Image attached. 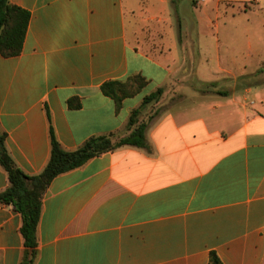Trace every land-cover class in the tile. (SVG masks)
Returning a JSON list of instances; mask_svg holds the SVG:
<instances>
[{"label": "crops", "instance_id": "1", "mask_svg": "<svg viewBox=\"0 0 264 264\" xmlns=\"http://www.w3.org/2000/svg\"><path fill=\"white\" fill-rule=\"evenodd\" d=\"M11 2L31 20L22 53L0 55V132L27 175H40L50 159L51 126L67 151L95 136L130 134L143 101L125 99L117 112L105 83L142 75L170 102L149 124L147 149L124 146L53 180L35 264H209L212 252L223 264H264V117L247 110L251 88L237 96L235 73L221 69L219 80L227 76L233 88L217 91L213 106L206 102L216 97L188 105L183 88L219 80L199 79L194 59L189 77L188 55L206 52L184 46L181 19L179 56L177 44L164 42L173 33L160 25L138 26L130 47L126 0ZM131 53L154 72L131 64ZM73 98L82 108L69 107ZM8 187L0 164V194ZM22 225L21 214L0 203V264H20Z\"/></svg>", "mask_w": 264, "mask_h": 264}, {"label": "rangeland", "instance_id": "2", "mask_svg": "<svg viewBox=\"0 0 264 264\" xmlns=\"http://www.w3.org/2000/svg\"><path fill=\"white\" fill-rule=\"evenodd\" d=\"M163 5L160 0H126L128 41L131 48L138 44L135 29L143 26L165 28L173 33L172 37L165 39L169 45L177 44L179 56L181 46L176 37L180 29L184 32L185 47L194 52L201 48L206 55L189 54L188 74L193 79L195 68L192 63H197L199 79L219 80L223 70L231 68L237 77L236 94L243 96L246 87L251 88L250 94H245L249 104L248 112L251 116L260 114L264 117V0H253L249 4H239L226 0H166ZM196 2V3H195ZM150 56L149 53H145ZM131 64L142 67L145 75L154 72V67L146 59L138 60L131 53ZM194 59L195 62L191 61ZM193 69V70H192ZM195 78V77H194ZM216 87L212 84L192 85L183 88L187 94L188 105L200 104L203 99L208 100V106L219 102L217 91H228L233 81L227 76L220 79ZM155 85L147 86L135 98L134 103L141 102L154 92ZM198 94H195L196 92ZM243 97V98H244ZM162 97L161 101L163 100ZM242 98V99H243ZM174 100V99H173ZM185 100V99H184ZM221 100V99H220ZM159 102L148 106L146 118L167 106V102ZM244 102V100H243ZM170 103V102H169ZM167 103V104H169ZM166 104V105H167Z\"/></svg>", "mask_w": 264, "mask_h": 264}, {"label": "trees", "instance_id": "3", "mask_svg": "<svg viewBox=\"0 0 264 264\" xmlns=\"http://www.w3.org/2000/svg\"><path fill=\"white\" fill-rule=\"evenodd\" d=\"M31 20L29 11L14 5L11 0H0V55L6 58L19 56L24 48ZM148 81L142 75H135L126 81H110L101 87L103 95L113 100L116 111L120 112L125 99L138 96ZM165 93L163 88L147 95L142 105L133 110L127 129L130 134L123 138L116 135L95 136L75 151H67L57 139L54 128L50 127L51 156L40 175L29 176L16 166L10 156L6 139L0 132V164L9 177V187L0 194V203L12 205L23 219L21 234L25 250L20 264H35L38 258V227L42 216L43 199L55 178L88 164L91 160L124 146L147 149L146 133L152 119L141 121L148 106L159 103ZM228 96V93H219ZM73 110L82 108L79 98L69 100ZM50 117V116H49ZM209 264H223L217 253L210 254Z\"/></svg>", "mask_w": 264, "mask_h": 264}, {"label": "built area", "instance_id": "4", "mask_svg": "<svg viewBox=\"0 0 264 264\" xmlns=\"http://www.w3.org/2000/svg\"><path fill=\"white\" fill-rule=\"evenodd\" d=\"M204 1V0H203Z\"/></svg>", "mask_w": 264, "mask_h": 264}]
</instances>
